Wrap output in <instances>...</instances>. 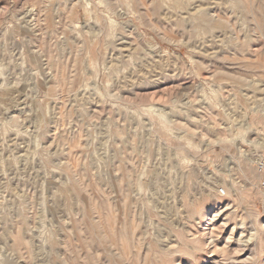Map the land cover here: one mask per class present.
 Returning <instances> with one entry per match:
<instances>
[{
    "label": "rangeland",
    "instance_id": "374dc122",
    "mask_svg": "<svg viewBox=\"0 0 264 264\" xmlns=\"http://www.w3.org/2000/svg\"><path fill=\"white\" fill-rule=\"evenodd\" d=\"M259 161L264 0H0V264H264Z\"/></svg>",
    "mask_w": 264,
    "mask_h": 264
},
{
    "label": "bare ground",
    "instance_id": "6f19581e",
    "mask_svg": "<svg viewBox=\"0 0 264 264\" xmlns=\"http://www.w3.org/2000/svg\"><path fill=\"white\" fill-rule=\"evenodd\" d=\"M220 211H218V212H214L213 213V216H212V218L210 219V221L209 222H211V223H215V221H216V219H218V218H220ZM218 221V220H217ZM219 222V221H218ZM210 223V224H211ZM221 224V226H226V225H224V223H220ZM212 226V230H214V228H215V226H216V224H212L211 225ZM210 228V227H209ZM222 228V227H221ZM206 229V228H205ZM220 229V228H219ZM233 230V229H232ZM210 231V230H209ZM243 231V230H242ZM208 232V231H207ZM244 232V231H243ZM243 232H241L240 233V236H241V238L242 237H244V234H243ZM233 235V234H232ZM254 236V235H253ZM252 237V235L250 234V237H249V240H250V238ZM253 238V237H252ZM212 239V238H211ZM214 243V242H213ZM212 243V244H213ZM245 243L246 244H248V241H242L241 242V240L237 243V246H238V248L241 246L242 248H244V247H248L247 245H245ZM214 247V246H213ZM242 248H241V250H239L240 252L241 251H244V250H242ZM238 250V249H237ZM249 250V249H248ZM238 253V252H237ZM237 255H239V254H237ZM249 260H250V258H246V259H241V260H238V261H234V264H248L249 263ZM213 263V262H212Z\"/></svg>",
    "mask_w": 264,
    "mask_h": 264
},
{
    "label": "built area",
    "instance_id": "2783aa9c",
    "mask_svg": "<svg viewBox=\"0 0 264 264\" xmlns=\"http://www.w3.org/2000/svg\"><path fill=\"white\" fill-rule=\"evenodd\" d=\"M258 171L261 174V179H262V189L264 190V161H259L258 162ZM219 193L221 195H224V190L223 189H219Z\"/></svg>",
    "mask_w": 264,
    "mask_h": 264
}]
</instances>
